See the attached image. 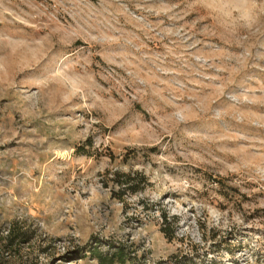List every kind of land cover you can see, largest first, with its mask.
I'll use <instances>...</instances> for the list:
<instances>
[{
	"label": "rangeland",
	"instance_id": "rangeland-1",
	"mask_svg": "<svg viewBox=\"0 0 264 264\" xmlns=\"http://www.w3.org/2000/svg\"><path fill=\"white\" fill-rule=\"evenodd\" d=\"M93 246L264 264V0H0V264Z\"/></svg>",
	"mask_w": 264,
	"mask_h": 264
},
{
	"label": "trees",
	"instance_id": "trees-1",
	"mask_svg": "<svg viewBox=\"0 0 264 264\" xmlns=\"http://www.w3.org/2000/svg\"><path fill=\"white\" fill-rule=\"evenodd\" d=\"M85 146L91 147L92 142L91 139H88L85 142V145L81 147V150H85ZM80 148V147H79ZM146 179L142 175L139 174H128V175H122L121 177L117 178V183L119 186L120 194L123 196L126 192H129L131 194L136 193L137 190L140 189L142 184H145ZM163 222L165 224H168V220L166 216L163 217ZM168 227H165L163 230V233L170 237V231L166 229ZM7 243L8 245H13L14 241L22 242L24 240H27V237L25 234L21 231H15V228H11L7 235ZM90 254L94 260H96L97 264H125L127 262L124 254V250L122 247H117L113 249V251H109L108 253L101 252L98 247L93 246L90 249ZM67 258H71L70 256H67Z\"/></svg>",
	"mask_w": 264,
	"mask_h": 264
}]
</instances>
